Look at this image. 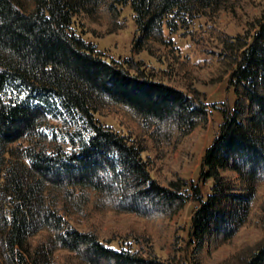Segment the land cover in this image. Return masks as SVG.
<instances>
[{
    "label": "trees",
    "instance_id": "16d2710c",
    "mask_svg": "<svg viewBox=\"0 0 264 264\" xmlns=\"http://www.w3.org/2000/svg\"><path fill=\"white\" fill-rule=\"evenodd\" d=\"M232 3L0 0V264H74L73 257L83 264H168L147 233L103 238L78 224L99 210H117L163 229L161 220L190 198L200 202L187 243L195 264L205 247L235 236L264 183V20L253 33L223 37L213 24ZM122 6L133 11L136 52L161 59L156 45L166 46L168 62L182 71L207 61L194 55L208 53L209 64L219 63L216 82L229 75L236 101L223 110L220 134L205 152L201 183H160L146 144L154 142L162 155L174 138L205 124V94L158 82L152 75L159 72L142 60L106 59L84 38L90 24L109 33L125 29ZM196 19L205 23L194 26ZM181 28L193 54L179 55L164 39ZM104 112L120 115L125 131L102 124L96 116ZM60 120L62 135L53 128ZM115 241L122 248L110 245ZM236 262L264 264V239Z\"/></svg>",
    "mask_w": 264,
    "mask_h": 264
},
{
    "label": "rangeland",
    "instance_id": "374dc122",
    "mask_svg": "<svg viewBox=\"0 0 264 264\" xmlns=\"http://www.w3.org/2000/svg\"><path fill=\"white\" fill-rule=\"evenodd\" d=\"M232 1L234 3L229 4L228 9L219 12L215 23L210 21L209 24L215 25L223 37L225 35L245 34L247 31L253 33L258 27L257 20H264V0ZM122 15L128 20L125 29L116 33H109L104 24H90V26L85 27L84 38L96 45L106 59L123 60L133 57L136 60H142L155 69V74L157 71L159 72L157 76L152 75V78L157 79L158 82L184 90L190 87L200 94H205L204 103L209 111L208 121L205 124L198 125L178 141L174 138L172 144L166 148L162 155L158 153L159 150L155 148L154 142L147 141L146 144L149 146V150L153 152L155 159L153 161V175L160 183L168 186L170 180L179 177L194 184L201 183L202 162L205 152L220 134L223 110L227 107H233L236 101L235 90L230 84L229 75L223 81L216 82L215 75L220 69L219 63L216 62V59L213 64L211 62L209 64L208 61L211 56L208 53H203L202 56L195 53V62L198 60L207 61L190 68V70L182 71L178 64L172 60L168 62L166 46L156 45L157 53L164 55L161 59L151 56L147 52H136L134 40L138 28L131 7L122 6ZM203 21L205 23L204 19H196L194 26H199ZM183 32L184 29L181 28L177 33L166 34L164 39L171 42L179 55L186 56V54H193L196 49L194 43L185 37ZM212 41L210 40L209 45L213 46L214 51L221 50V45L217 41ZM108 113L97 114L96 117L104 125L125 131L121 124L120 115ZM53 124V128L57 130L54 131L55 134L62 135L65 132L63 120ZM233 176L238 179V174ZM212 183V180H209L204 185L205 194L210 191ZM238 183L243 188L242 182L238 181ZM258 193L259 197L251 215L240 226L235 236L224 243L205 247L200 257L201 264H238L236 261L240 252L249 247L257 246L264 239V183L258 185ZM199 204L198 200L190 198L184 208L173 214L172 217L161 220L163 229L156 227L155 222L147 218L117 210H99L94 216L87 217L82 223H79L78 226L88 230L95 228L103 238L112 237L114 234L124 237L129 234L147 233L150 235L148 236V241L150 237V246L154 248L164 262L181 264V260H184L188 261V264H195L194 247L187 245V243L191 221ZM124 238L119 239L122 241ZM110 245L115 248H122L117 241ZM123 246L127 245L124 244ZM72 260L74 264H83L77 257H73Z\"/></svg>",
    "mask_w": 264,
    "mask_h": 264
}]
</instances>
